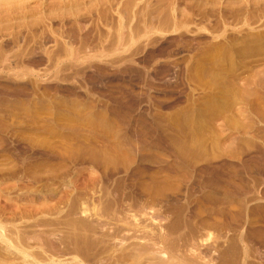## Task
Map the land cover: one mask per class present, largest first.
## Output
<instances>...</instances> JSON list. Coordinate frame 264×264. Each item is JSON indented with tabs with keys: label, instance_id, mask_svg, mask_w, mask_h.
Instances as JSON below:
<instances>
[{
	"label": "rangeland",
	"instance_id": "374dc122",
	"mask_svg": "<svg viewBox=\"0 0 264 264\" xmlns=\"http://www.w3.org/2000/svg\"><path fill=\"white\" fill-rule=\"evenodd\" d=\"M14 1L0 264H264V0Z\"/></svg>",
	"mask_w": 264,
	"mask_h": 264
},
{
	"label": "bare ground",
	"instance_id": "6f19581e",
	"mask_svg": "<svg viewBox=\"0 0 264 264\" xmlns=\"http://www.w3.org/2000/svg\"><path fill=\"white\" fill-rule=\"evenodd\" d=\"M3 1H4V0H3ZM11 1H12V0H5V1L3 2V4H1V2H0V4L2 5V7L0 6V8H3V6H4V7L6 6V7H5L6 10L9 9V10H7L8 12H9L10 10L12 11L13 8H14L16 5H13V6H12L11 4L13 3L14 0H13L12 2H11ZM18 1H20V0H18ZM30 1H31V0H29V2H30ZM14 3H17V1H16V2L14 1ZM14 3H13V4H14ZM9 5H10V6H9ZM23 5H24V4H23ZM7 6H9V8H7ZM17 6H18V4H17ZM21 7H22V6H21ZM21 7L19 6V8H21ZM40 7H41V6H40ZM47 7H48V6H47ZM5 8H4V9H5ZM10 8H12V9H10ZM33 8H34V7H33ZM4 9H0V10H4ZM15 9H16V8H14V11H15ZM16 10H17V9H16ZM7 11H6V13L8 14ZM20 11H22V10L20 9ZM26 11H27V10H26ZM29 11H30V10H29ZM1 12H2V11H1ZM4 13H5V12H4ZM4 13H3V14H4ZM10 13H11V12H10ZM10 13H9V14H10ZM9 14H8V16H9ZM15 14H16V13H15ZM6 16H7V15H6ZM8 16H7V17H8ZM23 16H24V15H23ZM2 18H3V17H2ZM9 20H10V19H9ZM5 21H6V20H5ZM11 21H12V20H11ZM120 35H121V34H120ZM121 37H122V36H121ZM127 39H128V38H127ZM2 229H3V228H1V226H0V239H4V237H3L4 235L2 234L3 232H1ZM4 240H5V239H4ZM149 245H150V244H149ZM147 247H148V246H147ZM148 249H149V248H148ZM156 250H157V249H156ZM161 256H162V255H161ZM168 262H169V261H168ZM165 263H166V262H165ZM170 263H171V262H170ZM168 264H169V263H168Z\"/></svg>",
	"mask_w": 264,
	"mask_h": 264
}]
</instances>
